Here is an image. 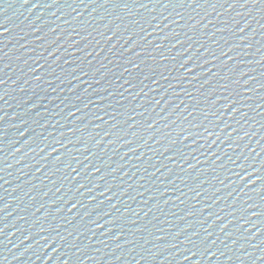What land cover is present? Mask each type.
Returning <instances> with one entry per match:
<instances>
[{
    "label": "water",
    "instance_id": "95a60500",
    "mask_svg": "<svg viewBox=\"0 0 264 264\" xmlns=\"http://www.w3.org/2000/svg\"><path fill=\"white\" fill-rule=\"evenodd\" d=\"M0 264H264V4L0 0Z\"/></svg>",
    "mask_w": 264,
    "mask_h": 264
},
{
    "label": "snow or ice",
    "instance_id": "6c2138e0",
    "mask_svg": "<svg viewBox=\"0 0 264 264\" xmlns=\"http://www.w3.org/2000/svg\"><path fill=\"white\" fill-rule=\"evenodd\" d=\"M254 3H260V4H264V0H253ZM127 6V5H125ZM165 7H167V4L165 5ZM73 207H75V205H73Z\"/></svg>",
    "mask_w": 264,
    "mask_h": 264
}]
</instances>
